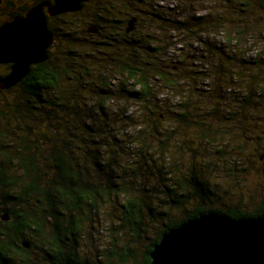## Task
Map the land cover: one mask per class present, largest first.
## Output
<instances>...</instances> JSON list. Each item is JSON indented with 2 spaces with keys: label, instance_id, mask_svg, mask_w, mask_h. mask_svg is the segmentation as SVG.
<instances>
[{
  "label": "trees",
  "instance_id": "16d2710c",
  "mask_svg": "<svg viewBox=\"0 0 264 264\" xmlns=\"http://www.w3.org/2000/svg\"><path fill=\"white\" fill-rule=\"evenodd\" d=\"M153 5L90 0L81 12L48 18L56 36L53 49L64 41L62 52L52 49L21 83L0 91V264H151L149 255L163 234L189 220L212 212L232 220L264 215V197L250 211L210 206L215 189L204 172L217 131L191 102L193 84L208 83L207 68L188 74L187 64L167 56V42H156L158 31L136 34L146 14L163 21ZM85 11L91 23L79 34L74 17ZM102 31L105 40L93 41ZM218 32L209 29L207 41L198 42L218 54L223 83L214 94L221 96L237 80L226 54L209 41ZM108 47L109 52L102 50ZM242 80L249 81L237 86L242 104L256 107L254 99L264 101V79L247 69ZM186 154L188 172L177 189L158 192L134 182L138 174L145 177L142 167L158 171V158L182 164ZM132 163L137 167H129ZM159 194L166 200L154 199ZM85 225L110 238L109 247L100 245L91 259L80 254Z\"/></svg>",
  "mask_w": 264,
  "mask_h": 264
},
{
  "label": "rangeland",
  "instance_id": "374dc122",
  "mask_svg": "<svg viewBox=\"0 0 264 264\" xmlns=\"http://www.w3.org/2000/svg\"><path fill=\"white\" fill-rule=\"evenodd\" d=\"M146 1L148 3L151 1L154 4L153 6L156 8L154 13L159 15L163 21L158 22L152 15H149L150 13L146 14L139 20L136 34L154 36V32L158 31L160 34H157L156 42L166 41L167 45L163 49L170 54L167 56L172 61L179 60L187 64L188 74L191 69L201 68L204 70L207 68L205 70L208 75V83H192L194 89L198 90L199 88L201 92L194 91L191 102L201 107L203 114L206 115L205 119L207 118L210 125L217 131V140L207 148L208 161L206 162L209 164H207V171L204 172L205 174L209 172V183L215 189L214 196L210 197V203H212L210 206L222 209L237 206L240 207V210L250 211L264 197V101L259 102L254 99L253 101L259 104L256 107L245 108L248 104H242L243 92L237 86L249 83V81L243 83V80L239 83V78L247 73V69H251L257 77L264 79V63L261 62L264 59V39L260 34L264 33V0ZM241 3H246L247 6ZM149 12L153 11L149 10ZM87 14L85 11L74 17V21L79 26V34L91 23L85 19ZM203 16L206 18L205 23H196V18ZM52 23L55 26V22ZM179 23L181 25H178ZM173 24L174 27L180 26V29L174 31ZM105 29L108 31L107 28ZM202 29H205L206 32L200 33ZM209 29L219 31V34H211L209 38L213 45L215 44L222 50L218 52L232 54L235 59L230 62L231 75L235 81L237 80L234 83V89L227 87L223 91L224 95L221 94V96V92L219 95L214 94L223 83L218 72V54L212 48L198 42L199 37L203 41H207L208 34L206 33ZM107 31H102L100 36H95L92 40L104 41L105 36L108 35ZM64 45H66L64 41L60 42L53 52L61 53ZM201 46H203L202 50ZM102 50L109 52V47ZM94 56L102 58L97 53H94ZM251 59H254L255 65L248 66L238 62L239 60L247 62ZM2 71H4L3 67L0 66V73ZM191 74V78H198L193 73ZM222 78L224 79V77ZM210 94L213 95L209 96ZM59 131L61 132L62 128ZM262 156L263 159L260 158ZM190 157L189 154H186L187 161H182L183 165L179 160L173 161L172 164H164L158 158V171L152 167H142L141 171L145 173V177L138 174L134 182L141 183L145 187H153L158 192L163 191L165 186L177 189V183L182 184V179L187 175L188 158ZM163 166L164 170H170L169 174L162 173ZM129 167L136 168L137 165L132 163ZM175 167L178 168V172L175 171ZM153 197L156 200H166L163 194L159 196L160 198ZM107 209H111L110 206ZM173 216L176 217L179 214ZM104 220L107 222V219ZM109 241L110 238L106 231L97 233L85 225L80 239V254L84 257L90 256L91 259L95 249H98L100 245L108 248Z\"/></svg>",
  "mask_w": 264,
  "mask_h": 264
},
{
  "label": "water",
  "instance_id": "95a60500",
  "mask_svg": "<svg viewBox=\"0 0 264 264\" xmlns=\"http://www.w3.org/2000/svg\"><path fill=\"white\" fill-rule=\"evenodd\" d=\"M89 1L44 2L0 28V64H12L0 77V91L15 87L31 66L49 59L55 36L47 19L81 12ZM134 22L129 21L127 32ZM88 31L96 33L93 27ZM2 219L8 220L7 215ZM149 257L151 264H264V215L238 220L214 212L201 215L163 234Z\"/></svg>",
  "mask_w": 264,
  "mask_h": 264
},
{
  "label": "flooded vegetation",
  "instance_id": "af4514ba",
  "mask_svg": "<svg viewBox=\"0 0 264 264\" xmlns=\"http://www.w3.org/2000/svg\"><path fill=\"white\" fill-rule=\"evenodd\" d=\"M36 2V0H0V23L3 22L1 25H0V28L5 25V24H8L10 23L14 18L16 17H19V16H25L27 14V12L33 8L34 6L38 5V4H41V3H44V2H53V0H42V1H38L39 3H37L36 5H34ZM242 5H245L247 6V4H243L241 3ZM25 7L28 6V10L24 13H17V11L21 8V7ZM12 12H15V13H12ZM47 12V9L44 8V13L46 14ZM10 13L12 14L11 17H9ZM54 18V17H53ZM48 23V21H47ZM50 30V29H49ZM264 32V31H263ZM54 34V33H53ZM261 34V38L264 39V33H260ZM55 36V34H54ZM56 44V36H55V43L52 47H50L48 49V54L50 53V51H52V49L54 48ZM225 55V54H224ZM226 57V63H230L232 61H234L235 59L233 58V55L232 54H226L225 55ZM264 60V59H263ZM261 61L262 63H264V61ZM238 61V60H237ZM240 64H242V62H240V60L238 61ZM246 62V61H245ZM249 65H255V61L254 59H251L250 61H247ZM12 64H0L1 67H3V70L1 73H0V77H3V76H6L9 72H10V67H11ZM32 67V66H31ZM31 72V71H30ZM30 74V73H29ZM28 74V75H29ZM27 75V76H28ZM26 76V77H27ZM25 77V78H26ZM24 78V79H25ZM23 81V80H22ZM14 88V87H13ZM12 89V88H11ZM10 90V89H9ZM261 159H263V156L260 157Z\"/></svg>",
  "mask_w": 264,
  "mask_h": 264
}]
</instances>
